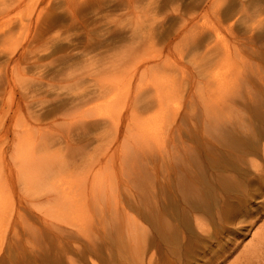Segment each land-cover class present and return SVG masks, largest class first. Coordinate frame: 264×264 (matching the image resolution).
<instances>
[{
  "label": "rangeland",
  "instance_id": "rangeland-1",
  "mask_svg": "<svg viewBox=\"0 0 264 264\" xmlns=\"http://www.w3.org/2000/svg\"><path fill=\"white\" fill-rule=\"evenodd\" d=\"M244 102L261 151L264 0H0V264H135L126 219L146 227L183 156L230 146ZM253 188L186 263L237 264L264 227Z\"/></svg>",
  "mask_w": 264,
  "mask_h": 264
},
{
  "label": "bare ground",
  "instance_id": "bare-ground-1",
  "mask_svg": "<svg viewBox=\"0 0 264 264\" xmlns=\"http://www.w3.org/2000/svg\"><path fill=\"white\" fill-rule=\"evenodd\" d=\"M161 89H163V87ZM249 103L250 102H244L245 118L240 119L244 124L241 125L242 132L239 131L237 133H229L226 137L224 135L219 138H216V136H214V141H216V139L217 141L223 140L228 142L230 146L224 145L221 151L215 152V156L214 154L212 155L211 152L208 153L209 151L206 153L196 151L194 154L189 153L190 155H186L187 157L183 156L184 159L183 161L181 160V163H179L180 159L178 160V166H180L181 168V170L179 169L181 171V175L179 180L177 178V183L174 184L171 199L167 198L168 200L163 199L157 201L155 198L149 196L150 199L148 198V200L145 202L146 211L140 217L143 218V222L145 223L146 227H142V225H140L138 221H135L136 219L133 220L131 217V220H129L128 218L126 219L127 227L125 229L122 228V230H125L123 233L125 237H127L124 240H128V243L131 244L129 251L132 253V259L134 260V262H136L135 264H155L157 256L156 253H158L161 259L166 261L167 264H188L186 263L185 259H188V256L191 257V253L189 252L191 244L197 245L200 243V240L205 241V239L207 238L214 237V235L218 232V228L221 230L226 228L225 226L221 225V221L223 222L224 220L228 221L229 219H233L240 204L246 198L247 193L250 190L253 192H257V190H254L253 188V182L264 180V168L260 167L257 164L256 160L247 158V156L253 154V156H255L256 158L259 157L258 152L260 150L258 151L256 149V146L259 145L262 138L256 135L255 131L254 133L253 131L249 130L250 124L248 125V123L250 121V115L247 114V108L250 107V105L248 106ZM255 103L256 102H254V104ZM160 106L162 105L159 104V107ZM211 113H213V111ZM134 119L135 118L132 117V125H135L134 127H136L138 123L135 121L137 119ZM245 121H247L248 127L245 126ZM133 122H136V124ZM218 122H215V124H218ZM228 122L229 120H227V122H224V125ZM215 124L213 126L211 125V127L215 128ZM220 125H222V123L218 125L219 128L221 127ZM230 125L228 127H231ZM252 126L253 125L251 123V127ZM232 129L233 128H230L228 131ZM214 141L212 142L213 144ZM148 147L150 151V146ZM145 148L147 149V147ZM162 150H158V152L161 153H157L156 151V154H160L158 155L160 158L171 160L173 155L166 150L162 152ZM260 155L264 160V148H261ZM151 157L150 159H152ZM185 158L188 162H192L191 166L189 165V167H187L186 163L188 162H185ZM150 159L148 160V162H150ZM170 162L166 161L163 164L165 172L166 168L170 169L171 164H173H169ZM176 163H174L173 166H175ZM151 164L153 163L151 162ZM150 170L153 171L152 168H150ZM252 170L257 174H254L253 172V178L249 177L250 179H248V176H250L249 174L252 172ZM228 171L234 172V174L237 175L238 182H236L231 175H228ZM168 172L169 171H167V173ZM225 172L227 174L223 176L222 173L225 174ZM152 176L154 175L152 174ZM151 178L149 179V182L153 181V179ZM245 178L247 180L243 181V179ZM253 195H255V193H253ZM226 221H224L225 224H228ZM144 223L142 224L144 225ZM194 228L195 231L199 232L197 236ZM260 229L259 234L258 232H256L258 234H256V240L253 243L248 242L250 245L248 246V248L246 247L247 250H244L246 251L245 254H243V256H241L239 260H237V264H264V227L261 230ZM118 238L120 239L122 237L118 236ZM118 241L120 243L121 239ZM122 246L123 243L120 244V247ZM197 255L198 253L195 256ZM204 264L208 263L206 262Z\"/></svg>",
  "mask_w": 264,
  "mask_h": 264
}]
</instances>
